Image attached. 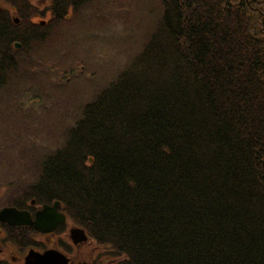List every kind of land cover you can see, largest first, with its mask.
<instances>
[{
	"label": "trees",
	"instance_id": "16d2710c",
	"mask_svg": "<svg viewBox=\"0 0 264 264\" xmlns=\"http://www.w3.org/2000/svg\"><path fill=\"white\" fill-rule=\"evenodd\" d=\"M6 1L0 89L30 83L22 54L98 7ZM158 5L131 59L42 154L25 195L58 200L117 264H264V0Z\"/></svg>",
	"mask_w": 264,
	"mask_h": 264
},
{
	"label": "rangeland",
	"instance_id": "374dc122",
	"mask_svg": "<svg viewBox=\"0 0 264 264\" xmlns=\"http://www.w3.org/2000/svg\"><path fill=\"white\" fill-rule=\"evenodd\" d=\"M31 1L39 8L51 4V0ZM93 4L98 6L92 9L94 16L84 10L82 18L63 26L52 44L47 41L31 54H22L21 66L28 67L30 83L11 79L0 89V205L29 193L42 154L62 143L82 106L131 59L159 12L158 0H94ZM0 8L14 15L6 0H0ZM72 222L67 217L62 230L35 239L46 248L58 247L57 234ZM88 247L94 264L121 258L111 253L110 245L90 237ZM86 249V244L74 248V258L86 255Z\"/></svg>",
	"mask_w": 264,
	"mask_h": 264
},
{
	"label": "flooded vegetation",
	"instance_id": "af4514ba",
	"mask_svg": "<svg viewBox=\"0 0 264 264\" xmlns=\"http://www.w3.org/2000/svg\"><path fill=\"white\" fill-rule=\"evenodd\" d=\"M41 205L42 203L36 201L35 198L30 199L28 195H24L23 197L17 196L16 200L12 202L1 204L0 210L5 207H11L22 213L27 211L29 212L30 218L34 219L35 212L42 207ZM58 210L63 212L61 211L60 206L58 207ZM63 213L65 214L64 221L59 222L53 229L47 232L37 229L33 223L21 222L14 224L10 222L11 219H0V261L6 262L7 264H26L25 259L30 251L43 254L46 250L52 249L62 254L65 261L64 264H94L95 259L92 256L89 257V236L84 229L78 226L74 221L68 230L57 234L56 243L58 247L49 246L46 248L44 247L46 245L43 242L35 239L36 235L48 237L54 232L62 230L67 222V214L65 212ZM73 229H82L86 238L83 240H76V232L72 233ZM30 238L31 244L29 246H17L16 240H25L28 243ZM85 244L88 248L85 251L86 255H81L75 259L74 257L77 256L73 249ZM109 262L111 264H117L116 258H112Z\"/></svg>",
	"mask_w": 264,
	"mask_h": 264
},
{
	"label": "water",
	"instance_id": "95a60500",
	"mask_svg": "<svg viewBox=\"0 0 264 264\" xmlns=\"http://www.w3.org/2000/svg\"><path fill=\"white\" fill-rule=\"evenodd\" d=\"M16 48L19 43H15ZM42 207L35 212L34 219H31L29 212L17 211L11 207H5L0 210V219H11L12 223H33V225L43 231L47 232L53 229L59 222H63L65 214L58 210L59 201L55 200L51 204L44 203ZM17 216V217H16ZM18 219V220H17ZM19 221V222H18ZM76 232V240H83L86 238L82 229H73L72 233ZM64 259L61 253L49 249L43 254L30 251L25 259L26 264H64Z\"/></svg>",
	"mask_w": 264,
	"mask_h": 264
}]
</instances>
